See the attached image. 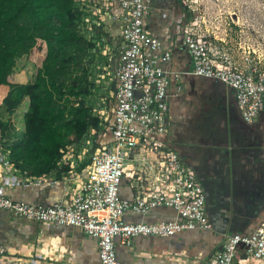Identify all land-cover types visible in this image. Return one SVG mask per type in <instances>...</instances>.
Returning a JSON list of instances; mask_svg holds the SVG:
<instances>
[{"label":"crops","instance_id":"1","mask_svg":"<svg viewBox=\"0 0 264 264\" xmlns=\"http://www.w3.org/2000/svg\"><path fill=\"white\" fill-rule=\"evenodd\" d=\"M85 1L82 0V19L87 18L84 27L96 36V45L91 51L90 68L95 88L84 99L102 122L100 113L106 111L104 98H97L95 106L89 100L99 95L109 98L113 122L117 82L114 74L120 59L124 20L116 0H87L84 4ZM93 14H98L99 21L93 20ZM192 19L193 13L184 0L150 1L145 25L152 34L172 44V71L187 72L193 68L189 49L177 39L180 26L190 24ZM182 80V92L177 93L174 76L169 88L166 148L177 151L203 182L214 228L186 230L169 238L137 236L129 244L117 238L118 259L124 264H202L222 248L224 234L252 230L264 218V108L254 122L247 123L233 88L217 79L191 73H184ZM91 129L97 128L89 127L88 131ZM111 140L112 133L106 144ZM74 148L65 153L58 169L41 177H30L15 168L4 149L7 156L0 168L1 190L15 200L43 206L70 199L81 191L94 160L86 164L85 156H68ZM132 156L126 163L120 189V195L127 199L136 194L129 173L148 171L149 161L155 155L144 158L146 153L138 148ZM175 217L172 208L163 206L147 215H125L129 222ZM0 236L7 248L0 264H100L96 239L78 227L43 224L2 209Z\"/></svg>","mask_w":264,"mask_h":264},{"label":"built area","instance_id":"2","mask_svg":"<svg viewBox=\"0 0 264 264\" xmlns=\"http://www.w3.org/2000/svg\"><path fill=\"white\" fill-rule=\"evenodd\" d=\"M116 1L124 21L120 59L114 74L117 82L112 140L95 152L81 191L70 199L43 206L15 200L0 188V210L43 224L78 227L94 237L100 264H124L118 259L117 238L129 244L137 236L169 238L186 230L214 228L203 182L177 151L166 148L172 76L177 93L183 90L184 73L217 79L233 88L247 123L254 122L264 108V70L249 64V56L245 65L226 51L212 48L210 29L192 21L180 26L177 39L189 49L193 68L187 72L172 71V44L152 34L145 25L151 0ZM138 148L146 153L144 158L155 156L149 161L148 171L129 173L136 194L132 199L123 198L120 189L126 163ZM160 206L172 208L176 217L154 222L125 219L127 212L147 215ZM6 253L0 236V257ZM263 259L264 218L252 230L224 234L222 248L202 264H248Z\"/></svg>","mask_w":264,"mask_h":264},{"label":"trees","instance_id":"3","mask_svg":"<svg viewBox=\"0 0 264 264\" xmlns=\"http://www.w3.org/2000/svg\"><path fill=\"white\" fill-rule=\"evenodd\" d=\"M78 1L0 0V144L30 177L58 169L88 128L101 123L84 99L95 88L96 43L81 28Z\"/></svg>","mask_w":264,"mask_h":264},{"label":"rangeland","instance_id":"4","mask_svg":"<svg viewBox=\"0 0 264 264\" xmlns=\"http://www.w3.org/2000/svg\"><path fill=\"white\" fill-rule=\"evenodd\" d=\"M86 2L87 0L84 3ZM78 3L83 6L82 0ZM185 4L193 13L192 21H197L210 29L212 48L226 51L238 63L245 62V65H248L246 57L249 56V64L264 70V0H185ZM98 14H93L94 21H99ZM85 22H87L86 17L80 24L83 32L87 36L96 37L86 31ZM3 94L2 92L0 95V105ZM97 98L105 100L106 111L100 113L103 116L101 124L96 130L88 131L78 146L68 154V156H85L86 164H90L98 148L109 141L112 131V116L109 112L111 101L106 96H91L90 104L95 106ZM17 112L20 116L18 125L22 126L20 110ZM1 118L4 120L8 118L5 107L1 108ZM4 156L7 155H4L0 144V168L4 167ZM248 264H264V259L250 261Z\"/></svg>","mask_w":264,"mask_h":264},{"label":"bare ground","instance_id":"5","mask_svg":"<svg viewBox=\"0 0 264 264\" xmlns=\"http://www.w3.org/2000/svg\"><path fill=\"white\" fill-rule=\"evenodd\" d=\"M98 214H100V216H102V215H103V213H102V212H98Z\"/></svg>","mask_w":264,"mask_h":264}]
</instances>
